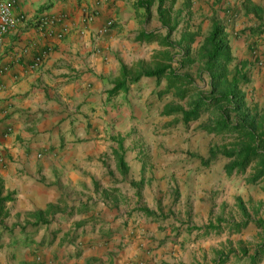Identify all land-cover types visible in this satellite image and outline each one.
Segmentation results:
<instances>
[{
    "label": "crops",
    "instance_id": "1",
    "mask_svg": "<svg viewBox=\"0 0 264 264\" xmlns=\"http://www.w3.org/2000/svg\"><path fill=\"white\" fill-rule=\"evenodd\" d=\"M0 1H13L14 13L25 15L0 46V177L34 190L33 204L25 200L18 208V222L3 227L7 234L0 229V264H192L182 247L210 243L211 228L175 221L166 208L131 205L129 192H112L117 180H136L144 163L129 143L113 139L118 119L133 114L138 90L167 100L165 108L171 97L187 94L182 71L190 61L192 70L200 69L194 63L205 43L200 24L213 8L218 16L217 2L211 9L206 0H164L161 7L158 0ZM223 2L228 52L245 58L253 81L264 78V0ZM43 15L63 16L68 31L61 37L41 31ZM43 51L44 61L33 68ZM163 67L160 77L141 75ZM119 82L125 86L114 90ZM151 83L157 88H147ZM68 182L87 195L47 205L61 195L43 191ZM31 211L32 219L24 216ZM28 246L36 248L21 249ZM254 255L250 264H264V251L256 262Z\"/></svg>",
    "mask_w": 264,
    "mask_h": 264
},
{
    "label": "rangeland",
    "instance_id": "2",
    "mask_svg": "<svg viewBox=\"0 0 264 264\" xmlns=\"http://www.w3.org/2000/svg\"><path fill=\"white\" fill-rule=\"evenodd\" d=\"M215 2L218 5V16L221 15L217 22L215 20L218 16L213 15L215 10L212 9L215 3L212 0L205 1L212 10L209 15L203 13L200 24L205 43L200 51L197 50L194 62L200 65V69L192 70L193 63L190 61L182 71L187 81L183 90L187 94L181 98L171 97L166 105L168 108H165L167 100L165 102L155 97L154 93L145 98L141 90H138L132 97L133 114L118 119L120 131L113 140L129 143L136 158H143L144 163L143 170H137L136 180H117L112 192H129L127 197H130L131 205L166 208L175 221H186L191 226L204 227L206 231L211 228L213 234L205 239L210 243H194L182 247L184 252L187 251L188 260L192 264H216L219 258L224 264L241 263L242 259H245L244 264H250V256L261 253L259 246L264 244V190L259 183L249 181L251 169L229 173L226 170L228 158L220 154L212 156L213 147L226 148L234 140L232 135H220L202 127L213 124L219 118L215 107L203 112L198 120H191L189 123L183 121L184 110L190 109L200 94L209 95L213 88L209 83L207 56H204L209 49L205 39L217 25L221 28L222 36L226 29L223 18L226 16L225 2ZM241 57L234 55L227 62L225 67L228 76L224 81L225 85H229L233 72L237 74L236 68H242L245 58ZM201 69L203 74L199 77ZM145 71L146 69L142 70L141 74ZM252 75L253 70L250 69L248 82L240 84V95L250 111L258 106L264 107V78L259 74V78L253 81ZM150 86L157 88L153 83L148 84L147 88ZM43 184L47 186V183ZM69 184L68 182L58 187L59 190H44L47 196L52 192L61 195L56 202H49L47 205L64 204L65 196L69 202H75L80 196L87 195L73 191ZM52 185L53 183L50 184ZM100 187H104V183ZM0 190L13 197V201L4 203L0 214V229H3L4 226L18 222L21 214L23 215L18 208L24 205L25 200L27 204H33L34 190L31 187L23 191L17 179H4L2 176ZM19 192H24L26 196L19 200ZM28 214L32 219L34 213L25 212L24 216ZM3 233L7 234L4 229ZM28 248L32 251L36 247L21 249L26 252Z\"/></svg>",
    "mask_w": 264,
    "mask_h": 264
},
{
    "label": "trees",
    "instance_id": "3",
    "mask_svg": "<svg viewBox=\"0 0 264 264\" xmlns=\"http://www.w3.org/2000/svg\"><path fill=\"white\" fill-rule=\"evenodd\" d=\"M159 6L163 5L164 0H158ZM144 2L150 4V0ZM209 47L206 54V64L209 75L214 79L212 91L209 95H199L191 108L184 110L183 121L189 123L191 120H198L202 113L210 108H216L219 118L213 124H205L202 127L216 131L217 134H229L234 136L233 142L226 147H213L211 154L214 157L223 155L229 162L226 170L229 173L246 172L251 169V183H259L264 190V107H256L253 111L248 110L243 97L240 95L241 82H248L249 68L248 63H243L242 68H236L233 72L229 85H225L227 79L226 64L232 57L226 48L221 28L217 25L211 32L206 42ZM168 70L167 67L156 70H148L143 76L160 77ZM125 78L127 73L123 69ZM171 75L175 76V71L171 70ZM239 76V77H238ZM137 78L132 79L133 81ZM225 85V86H224ZM125 86V82H119L114 90ZM121 168L123 162L121 161ZM11 200V196H3L0 190V214L4 208V203ZM17 241V240H16ZM260 251H264V244L259 246ZM256 254L251 257L256 262Z\"/></svg>",
    "mask_w": 264,
    "mask_h": 264
},
{
    "label": "built area",
    "instance_id": "4",
    "mask_svg": "<svg viewBox=\"0 0 264 264\" xmlns=\"http://www.w3.org/2000/svg\"><path fill=\"white\" fill-rule=\"evenodd\" d=\"M14 2L13 1H0V46L3 43L4 36L17 29L20 23H23L25 20V15L23 14H15L14 13ZM92 16H86L85 21H91ZM65 18L63 16H47L43 15L39 18V29L41 31H45L48 34L56 33L58 37L63 36L65 32L68 31V24L65 23ZM113 22L110 20L106 23V25L100 30V33H105L112 26ZM61 25L59 31H56V27ZM46 52H40L37 54L33 60L32 67L39 66L45 59ZM260 65H263V61L259 62Z\"/></svg>",
    "mask_w": 264,
    "mask_h": 264
}]
</instances>
